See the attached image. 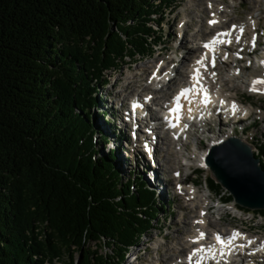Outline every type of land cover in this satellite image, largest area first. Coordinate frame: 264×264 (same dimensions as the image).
Returning a JSON list of instances; mask_svg holds the SVG:
<instances>
[{
    "label": "trees",
    "instance_id": "obj_1",
    "mask_svg": "<svg viewBox=\"0 0 264 264\" xmlns=\"http://www.w3.org/2000/svg\"><path fill=\"white\" fill-rule=\"evenodd\" d=\"M170 1L0 0V264H43L45 250L70 264H122L153 228L164 207L157 191L139 170L123 176V136H112L107 110L96 117L111 131L91 109L106 71L161 44L151 16ZM255 148L264 169V145Z\"/></svg>",
    "mask_w": 264,
    "mask_h": 264
},
{
    "label": "bare ground",
    "instance_id": "obj_2",
    "mask_svg": "<svg viewBox=\"0 0 264 264\" xmlns=\"http://www.w3.org/2000/svg\"><path fill=\"white\" fill-rule=\"evenodd\" d=\"M231 1L237 3L240 0ZM203 3H207V7H204ZM249 3H251V12H249V16H252V18H254L256 12L264 11L262 5L263 0H250ZM196 5L197 7L201 8L200 10L202 12L210 10V15L212 14V17L207 20L209 22L215 20L217 23H210L209 32L207 35H203L204 30L202 27L204 25L191 35L192 39L190 41L194 45L192 49L194 54L193 60H191V68H188L189 75H187L188 70L185 69L186 67L181 68L177 65H174L172 60H169L166 66L161 61L156 60L155 64L153 62V66H145V68H143L144 71H147L152 67V72L148 77L149 83L145 85L141 92H137L134 88L139 79L136 74H133L132 76H124L123 89L119 90V95L124 96L125 100H129L130 115H133L134 119L137 117V112H132V103L135 102L136 104H139L136 108L137 111H139L141 106H144L145 108L148 119L145 122L147 129H145L143 132L148 130L147 132L150 135L149 140H146L147 136L143 133H141L139 136L144 137V141L147 143V145L153 148L154 155H158L160 152L165 153L166 166L162 167L161 170L158 171L157 169L161 166L158 162L155 168L152 169V174H149L151 177L150 179L152 180V186L157 189L155 190L159 195H162V193L166 191L169 192L174 187V181L172 182L171 180L173 178L167 179L169 182L164 183V179H162L160 176L162 171L167 172L171 170L172 167H174L171 172L179 173L178 176H180L181 172L184 171L182 166H180V160L182 159L181 156L183 155L181 149H186V147H189L191 143L190 139L194 138L196 131H198V127L200 128V133H203L205 130L202 128L205 127L204 125L206 123L222 121L220 115H224L227 122H233L232 125H234L236 122L248 119V115L251 114L253 109L251 107L245 106L244 102L239 98L238 86L233 82L241 80L243 83L247 84L248 90L250 92L264 95V92L262 91L250 90L254 86L253 81L257 79L264 80L263 72L257 73L253 70L252 74H250V77H248L246 80H244L243 77H240L242 73L241 70L250 68V66H244L242 62L251 57L254 53L264 55V50H258L261 44V39L259 38L260 28L257 27L260 19H255L256 21L253 25H249L246 21L245 23L237 22L235 18H233L234 20L232 19L233 21L230 23V20L228 19L231 15V4H227L226 0H195L194 4H192L190 7H195ZM194 14H196V12H194ZM199 17H201V15H199ZM252 18L250 20H252ZM185 25L186 23H184V26L182 27V34L188 32V27H185ZM233 26L236 27L234 28ZM241 27L243 28L242 33L240 31ZM220 33H230L228 36H219V40H230L231 43L217 42L215 44L214 52L206 49L204 44L212 41L214 37H218V34ZM250 33H255L254 40L253 38H250ZM201 37L207 38L201 39ZM237 37H239V41H237ZM248 39L253 43V46L249 50L247 49L246 44L243 43L242 45V42H246ZM238 45L242 46L243 48L237 49ZM185 53L187 60L191 59L190 50L186 51ZM234 53L236 55H240L239 60L234 57ZM205 55L207 58L204 59L203 63L206 68L197 64V61L201 60V58ZM225 55L230 59H225ZM213 56L216 58L215 67L210 65ZM182 62L186 63L187 61L182 60ZM220 65H231L232 67L228 72L229 74H225L226 76L222 75V72L218 70ZM196 68L200 69V74L202 77L200 83L204 86V88L207 89V95L210 103L205 105L202 102L203 93H197L194 95L189 94L187 97H181L179 100V104L181 106L178 113L179 120L176 123L177 126L172 127L169 122H163L160 116H158V114L153 111L151 106L153 105L158 107L161 113L163 112L165 115H167L168 108L175 106L176 101L174 98L177 97L183 89L192 87V76ZM212 73H215V76H213ZM216 79H218V81H222L221 83H218V88L215 86ZM228 82L233 83V85H227ZM175 85H178L177 90L171 94L170 90H172ZM256 87L258 89L264 88V85H256ZM145 91L148 92L145 93ZM126 93H130L129 96ZM142 93H144V95ZM130 96H132V98ZM125 100L123 98H115V102L120 106H124L126 102ZM222 101L223 103H221ZM233 104L236 105L235 111H233L232 108ZM190 108L191 112H189ZM197 115H200L203 118L206 116V118L201 122L192 121V119H194ZM136 124L137 122H134V126H136ZM125 125L127 126L126 123L122 124L121 130ZM185 125L188 127V131L186 133L185 128L187 127H184ZM221 127V129H226L225 125H222ZM135 128L136 131L139 130V128ZM129 130L131 131V129ZM160 132H163V134H160ZM243 133H245V131H243ZM227 134H229L228 136H231L233 134L232 130L227 131ZM225 135L226 134H222L213 140H219ZM123 136L127 138V135L124 134ZM184 137H188V141H184ZM238 138L243 142L248 143L251 147L254 144L249 141L248 136ZM160 143H163L166 147L160 146ZM215 143L216 142H212L213 145ZM197 145H200V142H198ZM133 149L136 150L134 146ZM175 149H178L179 151H176ZM147 150L149 151L148 148ZM207 154V152H205L202 156L196 154L197 163L200 164V167L204 169L208 167L206 165ZM187 157L194 159L190 156ZM148 159H150V157H148ZM188 166L190 167V164H188ZM142 172L145 174L147 172L144 164ZM188 174H186L184 177H177V175L175 176L180 180L176 183L177 188L175 189L176 192L174 195H177L176 197L180 200V206L183 207L185 212H187L189 215V217L187 216L188 218H183L185 219V226L181 227H183V230L187 232V234L192 233L191 236L187 238V240H185V236L180 237L181 240L179 241L177 247L180 253H185H183L181 260H177L178 264H218L219 262L221 264H236L238 263V260L241 262L244 258H249L251 259L249 261H253L252 258H254V253L252 252L254 251L256 253L262 252V256L256 255L255 257H262L264 259V235L253 233L245 228L241 229L240 227L235 226L228 228L222 225L221 222L223 220L224 212H222L220 209L219 211L216 210V212L218 211L220 214L219 221L218 218L214 219L215 214L212 213V208L214 207H212L210 204L212 200L210 195L204 192V188H199L197 186L196 179L190 177ZM164 187H166V189ZM201 213L204 214L201 215ZM188 219H191L192 221L187 222ZM197 221H203V223H197ZM201 232L204 233V237L199 239ZM233 232H239L241 235L233 240L231 244H228L227 241L231 238ZM217 235H219L221 240L225 241L224 244L217 242ZM188 247H191V249L189 250ZM201 248L204 249V251L197 252L194 256L192 255L195 250ZM190 256L191 260L189 259ZM165 257L167 256L165 255ZM160 259L157 260L155 264L168 263Z\"/></svg>",
    "mask_w": 264,
    "mask_h": 264
},
{
    "label": "rangeland",
    "instance_id": "obj_3",
    "mask_svg": "<svg viewBox=\"0 0 264 264\" xmlns=\"http://www.w3.org/2000/svg\"><path fill=\"white\" fill-rule=\"evenodd\" d=\"M250 0H240L239 2L235 3L231 0H226L227 4H231V11H230V23L236 19L237 22L245 23V21L249 25H253L256 20L260 19V22L258 23L257 27L260 28V31L264 29V11L263 12H256L254 15V18L252 16H249V12H251V3H249ZM195 2V0H194ZM193 0H171L170 1V8L167 10H163L161 14H156L151 16L152 19L158 20V25H155L154 21H150V24L155 29H158L161 35V44H157L154 47L153 53L151 55L147 56H135L133 60H129V58H126V62L121 66L120 69L114 70V71H106L105 72V79L107 81L100 82L98 85V90L96 93V98H98L99 102V108L98 109H91V114L94 116L95 122L102 127L103 129L107 131H111L112 127L111 125L102 123L97 117L96 114H98V110L102 108H110V111L113 112L115 115V119L111 122L113 125L117 127L119 132L122 135H129L131 131L129 130L131 126L124 121L123 113L125 112V109L127 106H129L130 102L129 100H125V97L122 95H119V90L123 89V81L124 76H132L133 74H136L139 78L134 88L137 92H141L145 85L149 83V75L152 72V67L149 68L147 71H144L143 68L145 66H153L156 63L155 61H161L163 64H167L169 60H172L174 65H177L181 68H185L188 70L189 75V69L191 68V60H193V54L192 51L194 45L191 43L192 34H194L198 29H200L201 26H203L204 33L203 35H207L209 32V21L207 19L212 17V14L210 15V10L202 12L200 7H190L192 4H194ZM206 2V1H205ZM204 7H207V3H203ZM225 5V4H224ZM263 8H264V0H263ZM190 10V11H189ZM196 12V14H194ZM190 14V15H189ZM194 14V15H193ZM196 15V16H195ZM201 15V17H199ZM252 18V20H250ZM201 19V20H200ZM233 19V20H232ZM256 19V20H255ZM184 23H186L185 27H188V32L185 34H182V27L184 26ZM255 33H250V38H255ZM207 37H201V39H206ZM261 44L258 48L259 51L264 50V45L262 42L264 41V37L260 38ZM246 44L247 49L249 50L253 43L250 42L248 39L246 42H242V45ZM188 48V49H187ZM243 47L238 45L237 49H242ZM190 50L191 59H188L185 57L186 51ZM262 55V54H260ZM185 58V59H184ZM230 59V58H227ZM182 60L187 61L186 63L182 62ZM264 61V58H263ZM251 62V63H249ZM244 66H250L248 69L241 70V76L244 80L248 79L250 77V74H252L253 70L257 73L263 72L264 74V64L259 66L257 64V61L254 57H249L244 62H242ZM190 67V68H189ZM231 65L223 66L220 65V70L222 72V75L226 76L231 70ZM189 68V69H188ZM151 70V71H150ZM219 72V71H218ZM148 73V74H147ZM237 73V72H236ZM229 74V73H228ZM146 75V76H145ZM145 79V80H144ZM238 80V79H237ZM222 81H218V79L215 80V86L218 88V83H221ZM228 82L227 85H233L235 83L238 86V94L239 98L244 102L245 106L251 107L253 110L250 115H248L247 120H242L239 122H236L233 124V122H227L225 119V116L221 117V122L217 121L214 123H206L202 129L205 130L203 133H200V128L198 127L196 131V135H194V138L190 139L191 143L189 147H186V149L182 150V156L180 160V166L184 169L183 172H181V175L177 177H184L186 174L190 175V177H193L196 179L197 186L199 188H204V192L208 193L211 197V206L212 213L215 214L214 219L218 218V221L220 219L219 209L224 212L223 214V220L221 222L222 225L230 228V227H240L241 229H247L250 230L253 233H258L264 235V217L259 216L256 213L246 212V215H244L241 211L238 209H235L236 206L233 202H225L220 203L222 201V198L226 195L228 192L226 189L221 188L220 195H218L215 191L209 188L206 176L210 175L209 169L206 167L201 168L200 164L197 163V157L196 154L199 156H202L205 152H209L210 148L208 146L212 144V142H216L215 144H218L220 142H223L224 140H227L228 138L232 136L237 137H244L248 136L249 141L252 142V146L254 148H251V150H256L255 146L263 144L264 145V95H259L256 93H252L248 90L247 84L243 83V81L238 80L233 83ZM178 85H175V87L170 90V93L173 94L177 90ZM134 90V89H132ZM148 91H145V93ZM128 96L130 93H126ZM144 95V93H142ZM117 95V96H114ZM161 95V94H160ZM123 98L126 102L124 106H120L118 103L115 102V98ZM132 98V96H130ZM153 106V105H152ZM151 106V107H152ZM154 107V106H153ZM122 116V117H121ZM237 119V118H236ZM121 125H120V124ZM126 123L123 129L121 130L122 124ZM221 123V124H220ZM120 125V127H119ZM222 125H225L226 129H221ZM227 125V127H226ZM230 125V126H228ZM221 127V128H220ZM246 128V130H245ZM236 129V131H235ZM232 130V135L228 136L227 131ZM241 130H244L245 133L241 132ZM235 131V132H234ZM112 136L115 137V135L118 134L117 130H113ZM146 135L145 132H140ZM160 134H163V132H160ZM222 134H226L224 137L220 138L219 140H213L214 138H217L218 136ZM149 135V134H148ZM147 136V135H146ZM112 137V138H114ZM131 142L128 141V146L125 145L123 142L121 143V151L120 155H117V166L120 169V171L123 173V176H126L129 171L133 172L134 170L143 171V164L145 165V169L147 170L146 174L144 173V176L149 181L151 187L156 189L154 186H152V180L150 179V175L152 174L153 165L150 163L145 164L143 160L148 161V158H146V154L142 155L143 152L140 147H138L137 144H141V140H136L134 137H130ZM188 137H184L183 140L188 141ZM135 142H134V141ZM148 140V138H147ZM189 140V141H190ZM200 142V145H197V143ZM202 144V145H201ZM133 146L136 148V150L133 149ZM160 146L166 147L163 143H160ZM112 145L110 143L106 144L105 149H110ZM176 151H179L178 149H175ZM137 153V154H136ZM165 153H158V155H155V161L161 165L157 170H161L162 167L166 166L165 163ZM164 155V156H163ZM138 156V157H137ZM193 157L194 159H190L189 157ZM157 159V160H156ZM193 160V161H189ZM190 164V167L188 166ZM189 167V168H188ZM171 170L164 172L160 174L161 178L164 179V183L169 182L167 179H171L174 187L169 192L166 191L162 193V195L158 194V197L160 198V202L162 205H164L163 210L159 212V214L154 218L153 221V228L151 230L142 236L140 242L134 246L128 249L125 260L122 264H155L157 260L160 258L164 260V262H168L167 264H178L177 260H181L183 253H180L178 249L179 241L181 240L180 237L185 236L189 238L192 233L187 234L183 230V227L185 226L184 220L189 217L188 213L185 212V209L180 206V200L176 197L177 195H174L176 192V183L180 180L177 179L176 173L177 172H171ZM156 170V171H157ZM197 170V171H194ZM166 189V187H164ZM157 190V189H156ZM168 190V189H167ZM163 192V191H162ZM182 201V200H181ZM216 210H218L216 212ZM189 211V210H188ZM186 213V214H185ZM253 215V218H250V215ZM188 216V217H187ZM185 218V219H183ZM250 218V219H249ZM192 221L191 219L187 222ZM243 227V228H242ZM181 228V229H180ZM35 234L37 235L38 240L45 241V234L42 232V227L38 226L36 229ZM91 249H97V253H101L104 255L105 253L109 252L108 249L104 245H95L94 243H90ZM189 250L191 247H188ZM187 248V249H188ZM186 249V250H187ZM159 254V255H158ZM165 255L167 257H165ZM78 252L74 254V260H78ZM134 257H136V260H134ZM175 257V258H174ZM44 263L43 264H70L71 260L67 258V255L63 253L62 251L57 253L54 251H47L45 250V256L43 257ZM160 259V260H161ZM253 261H249L251 259H246L241 262L238 260V263L236 264H264V259H260L258 257L252 258ZM176 260V262H175ZM96 264L95 260H91ZM246 261V262H245ZM250 262V263H249Z\"/></svg>",
    "mask_w": 264,
    "mask_h": 264
},
{
    "label": "water",
    "instance_id": "obj_4",
    "mask_svg": "<svg viewBox=\"0 0 264 264\" xmlns=\"http://www.w3.org/2000/svg\"><path fill=\"white\" fill-rule=\"evenodd\" d=\"M206 165L211 177L226 189L233 201L248 210H264V169L251 146L238 137L214 144Z\"/></svg>",
    "mask_w": 264,
    "mask_h": 264
},
{
    "label": "snow or ice",
    "instance_id": "obj_5",
    "mask_svg": "<svg viewBox=\"0 0 264 264\" xmlns=\"http://www.w3.org/2000/svg\"><path fill=\"white\" fill-rule=\"evenodd\" d=\"M209 23L215 24V23H217V21L212 20ZM233 27L235 28L236 26H233ZM240 31H241V33L243 32V28L242 27L240 28ZM228 35H230V33H220V34H218V37H214L212 41H210L208 43H205L204 47L206 49H209L210 51L214 52L215 51V44L217 42H220V43H231L230 40H219V36H228ZM254 39L255 38H253V40ZM237 41H239V37H237ZM206 58L207 57L205 55L204 57L201 58V60L197 61V64L200 65L201 67H205L206 68V66L203 63L204 59H206ZM226 58H227V56L225 55V59ZM215 59H216L215 56H213L212 60H211V64H212L213 67H215ZM261 63L264 64V61H262ZM237 71H239V70H237ZM212 75L215 76V73H212ZM201 79H202V77H201V74H200V69L196 68L195 72H194V74L192 76V80H193L192 87L183 89L179 93V95L174 98L175 101H176L175 106H174V108L170 109V112L177 114V115L174 116V119L179 120L178 113H179L180 107H181L180 104H179V100H180L181 97H187L189 94H193L194 95V94H197V93H203V101L202 102L205 105L210 103V100H209L208 95H207V89L204 88V86L200 83ZM253 85L254 86L250 89L251 91H262V92H264V88H259L258 89L256 87V85H264V80H261V79L255 80V81H253ZM221 103H223V101ZM232 108H233V111H235L236 110V105L233 104ZM189 112H191V108L189 109ZM166 119H167V117H166ZM171 126L172 127H176L177 125L176 124H171ZM184 127H187V125H185ZM176 175H179V173H177ZM203 214L204 213H201V215H203ZM197 223H203V221H197ZM240 235L241 234L239 232H233L231 238L227 241V243L231 244V242L233 240H235L237 237H239ZM203 237H204V233L201 232L199 239H202ZM216 239H217V242L220 243V244H224L225 243L224 240H221L219 235L216 236ZM200 251H204V249H202V248L201 249H197V250H195L192 253V255L194 256V255H196L197 252H200ZM189 259L191 260V256L189 257Z\"/></svg>",
    "mask_w": 264,
    "mask_h": 264
}]
</instances>
